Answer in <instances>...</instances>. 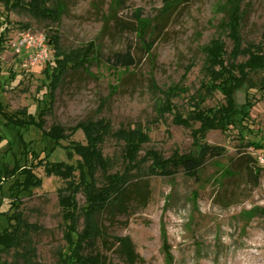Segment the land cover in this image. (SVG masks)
<instances>
[{
    "label": "rangeland",
    "instance_id": "1",
    "mask_svg": "<svg viewBox=\"0 0 264 264\" xmlns=\"http://www.w3.org/2000/svg\"><path fill=\"white\" fill-rule=\"evenodd\" d=\"M60 1L63 14L57 25L35 21L24 13H8L7 30L0 29V35H5L0 53V104L5 114L0 115V166L11 167L19 151L28 149L41 158L49 148L48 162L79 166L81 161L73 145L84 146L85 139L75 128L88 119L104 120L111 133L142 131L146 142L139 148L137 160L147 154L165 160L197 157L202 144L224 148L222 157L205 161L195 179L179 171L168 179L143 177L134 181L136 187L148 190L147 202L131 203L122 214L103 213L100 226L105 237L97 243L96 252L107 264H128L119 253L117 238L129 241L136 256L133 264H264V170L253 187V178L244 167L246 156L254 161L248 164L253 169L258 168L254 155L264 157V68L250 73L244 86L234 93V111L227 125L230 129L209 130L200 140L195 134L199 123L183 126L173 119L174 113L178 117L190 113L195 100L202 99L205 109L216 110L223 105L220 94L203 96L200 89V49L219 32L222 0H188L177 5L163 22V0ZM242 6L246 16L241 37L245 43L260 44L264 51V0H243ZM52 32L57 34L62 51L92 43L96 58L85 73H69L49 93L45 65L29 67L25 56L13 54L11 44L21 34L47 39ZM223 40L229 53L231 44ZM49 47L51 62L54 53ZM127 47L136 65L113 68L108 58ZM172 88L179 90L171 101L175 108L172 114H163V99L156 89L162 92ZM19 111L38 120L41 129L18 131L8 127L6 118L18 116ZM52 126L64 130L65 138L57 144L42 136ZM249 143L258 144L260 149L247 147ZM122 147L112 137L100 145L104 160L110 162L109 174L121 175L124 171ZM145 163L148 166L150 161ZM235 164H242L239 171L233 169ZM229 168L233 175H229ZM34 174L41 186L23 193L17 205L23 219L35 230L24 236L27 240L20 246L1 254V263L58 264L67 252L68 222L58 201V190L64 183L48 177L42 168L35 169ZM74 175L77 178L79 172ZM96 179L101 180L100 173ZM76 201L79 207L84 206L81 195ZM8 208L4 182L0 186V212L9 216ZM6 223L2 217L0 227Z\"/></svg>",
    "mask_w": 264,
    "mask_h": 264
},
{
    "label": "trees",
    "instance_id": "2",
    "mask_svg": "<svg viewBox=\"0 0 264 264\" xmlns=\"http://www.w3.org/2000/svg\"><path fill=\"white\" fill-rule=\"evenodd\" d=\"M118 1L123 2V0ZM187 1L163 0L161 10L163 15L160 20L163 22L177 5ZM61 3L60 0H0V29L7 30L8 13H24L35 21L57 25L63 14ZM242 4L243 0H222L223 20L218 25L219 32L208 45L200 49L203 55L201 67L203 82L200 89L203 91V96L212 95V93L220 94L223 105L216 110L205 109L202 108L204 103L202 99L195 100L192 102L193 110L187 115L178 117L179 114H173V119L180 125L186 126L191 124L190 122L199 123V130L195 131V134L201 137L200 140L204 139L209 130L230 129L227 125L231 124L229 118L234 111V93L244 86L250 73L264 68L262 46L245 43L241 37L242 24L246 16V10L243 9ZM2 37L5 35H0V53L5 43V38L1 40ZM224 38L231 44L229 53L226 51ZM47 44L52 46L54 53L53 60L46 62L43 72L45 79L49 82V93L57 89L69 73L80 71L85 73L96 58V49L92 43L72 51H62L55 32L49 33ZM240 58L243 59L242 62H238ZM107 61L113 68L127 69L136 65L130 47H127L123 53L113 54ZM156 91L163 99L162 113L172 114L175 106L171 101L178 95L179 90L172 88L162 92L158 89ZM40 114L42 115L43 112ZM0 115L5 117L1 104ZM6 119H8L6 125L14 130L19 131L27 127L41 129L38 120H34L25 111H19L18 116ZM75 129L80 130L85 139L84 146L73 145L75 154L81 161L77 167L64 162H48V153L52 151V148H49L48 153L41 158L39 154L30 152L28 149L19 151L11 167L0 166V186L4 182L7 183L8 209L11 211L9 216L6 212H0V219L3 217L7 222L5 227H0V256L20 246L22 240H27L24 236H28L31 230H35L23 219L21 212L18 211L17 203L23 197V193L41 186V181L34 174L37 168H42L48 177H56L64 183V186L58 190V201L62 211H65L64 215L68 222L65 232L67 252L60 257L58 264H107L104 257L95 249L97 243L105 237L100 226V217L105 212L111 215L125 213L131 203L144 205L147 202L148 190L143 186L136 187L134 181L143 177L168 179L179 171L186 178L195 179L207 159L220 158L225 154L224 148L202 144L197 157L179 156L165 160L147 154L144 159L137 160L136 154L141 145L146 142V135L142 131L119 130L111 133L109 124L104 120L94 122L91 119L77 125ZM63 133L62 127L52 126L47 132H42V136L57 144L65 138ZM17 137L22 143L20 134ZM107 137H112L123 144L125 166L121 175L109 174L110 162L104 160L102 156L100 145ZM247 147L260 149V146L254 143H249ZM24 148L25 146H22V149ZM29 158L31 163L28 164ZM245 159L244 167L250 178H253V187H256L263 169L259 166L254 169L249 168L248 164L254 161L249 156ZM147 160L150 163L145 166ZM241 167L242 164H235L233 169L239 171ZM76 171L79 172L77 178L74 175ZM228 171L229 175L234 174L231 168ZM97 173L101 174L100 181L96 179ZM78 195L84 199L82 207H79L76 201ZM79 219L82 220L81 229H78ZM114 240L118 243L119 253L125 257V261L133 264L136 256L133 254L129 241L117 238ZM0 264L7 263L0 262Z\"/></svg>",
    "mask_w": 264,
    "mask_h": 264
},
{
    "label": "built area",
    "instance_id": "3",
    "mask_svg": "<svg viewBox=\"0 0 264 264\" xmlns=\"http://www.w3.org/2000/svg\"><path fill=\"white\" fill-rule=\"evenodd\" d=\"M11 49L15 56H25L24 62L29 67L45 65L51 58L50 47L43 35L21 34L12 42ZM254 157L256 164L264 170L263 155L255 154Z\"/></svg>",
    "mask_w": 264,
    "mask_h": 264
}]
</instances>
